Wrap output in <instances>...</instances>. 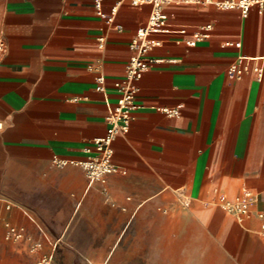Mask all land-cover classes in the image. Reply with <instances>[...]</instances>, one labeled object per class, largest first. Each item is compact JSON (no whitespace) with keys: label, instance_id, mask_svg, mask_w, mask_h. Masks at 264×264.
I'll return each instance as SVG.
<instances>
[{"label":"crops","instance_id":"obj_1","mask_svg":"<svg viewBox=\"0 0 264 264\" xmlns=\"http://www.w3.org/2000/svg\"><path fill=\"white\" fill-rule=\"evenodd\" d=\"M102 10L0 0V264L46 254L52 264H264V8L163 7L161 61L137 83L141 107L113 143L117 171L89 184L82 167L52 158L97 154L151 5L103 0ZM245 189L254 199L241 218L228 205ZM10 225L24 238L6 239Z\"/></svg>","mask_w":264,"mask_h":264},{"label":"built area","instance_id":"obj_2","mask_svg":"<svg viewBox=\"0 0 264 264\" xmlns=\"http://www.w3.org/2000/svg\"><path fill=\"white\" fill-rule=\"evenodd\" d=\"M134 5L150 4L151 12L146 24L140 26L136 31L135 37L132 41L133 56L130 58L127 69L126 77L123 83L117 82L115 84L119 91V99L116 107L114 108L109 119V127L105 136L97 138L95 145L97 148V154L89 158L88 160L77 161L70 159L59 158L54 156L52 161L59 167H65L67 165H77L82 167L87 175L89 184L96 182L104 183L109 174L117 171V167L113 163L112 156L114 154L113 143L120 134L127 133L130 129L132 121L134 119V112L141 107L137 102V94L139 91L138 81L142 78L143 74L147 72L151 66L160 59H156L152 56V52L155 48L161 45V40L156 36L167 30L166 15L163 7L167 3L175 2L177 0H129ZM186 3L193 4H215L220 8H238L242 11L244 16H247L252 6L256 5L260 9L264 8V0H181ZM95 8L101 17L107 15L102 10L103 0H94ZM117 5L112 7V14L117 11ZM212 26L208 25L207 29H211ZM199 38V36H198ZM4 51V43L0 39V57ZM230 72L240 74L242 68L237 64H234L230 68ZM99 88L104 89L103 78H98ZM168 114H176L179 112V107L166 108ZM2 124L0 123V129ZM254 199V194L245 189L244 192L236 198L232 203L228 205V209L236 212L241 218L250 215V206ZM259 217L263 220L262 233L264 234V211L259 212ZM25 236V230L23 227H17L14 225L8 226V230L5 234L8 240H21ZM47 238V236H45ZM42 247L41 242H36L32 251L38 250ZM53 254H46L40 258L38 264H52ZM88 264H110L108 261L103 263H95L89 261Z\"/></svg>","mask_w":264,"mask_h":264}]
</instances>
